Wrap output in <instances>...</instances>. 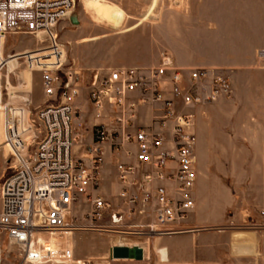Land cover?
Listing matches in <instances>:
<instances>
[{
    "label": "built area",
    "instance_id": "built-area-1",
    "mask_svg": "<svg viewBox=\"0 0 264 264\" xmlns=\"http://www.w3.org/2000/svg\"><path fill=\"white\" fill-rule=\"evenodd\" d=\"M73 4V0H0V54L8 35L34 38L38 48L11 58L21 61L30 74H41L43 95L51 101L35 113L41 138L30 154L34 133L26 119V105H1L0 83V142L10 146L9 173L0 186V232L21 250L17 264H99L70 257L67 245L79 228L73 218L79 196L90 203L88 227L104 229L93 223L107 214L111 228H136L129 222L133 215L148 223L129 234L148 241L199 232L187 227L195 207L196 182L194 115L188 110L232 96L228 78L217 69L178 68L168 55L156 66L102 68L107 72L102 78L96 71L87 78L84 71L65 68L71 42L58 37L57 27L69 19ZM258 55L263 58L264 53ZM4 64L0 63V70ZM3 78L8 92L12 89L8 74ZM82 91L95 118L108 120L93 126L87 146L82 143L83 125L75 124V102ZM153 104L159 106L160 115L153 120L158 129L136 127L137 108ZM18 111L22 112L21 128ZM77 146L85 147L79 159L74 156ZM106 146L113 155L122 152L133 157L132 163L116 164L120 186L116 206L131 209L113 208L99 192ZM135 248L140 260L113 259L106 264H151L149 245ZM156 264L170 263L159 260Z\"/></svg>",
    "mask_w": 264,
    "mask_h": 264
},
{
    "label": "rangeland",
    "instance_id": "rangeland-1",
    "mask_svg": "<svg viewBox=\"0 0 264 264\" xmlns=\"http://www.w3.org/2000/svg\"><path fill=\"white\" fill-rule=\"evenodd\" d=\"M189 1L191 5L188 0H73L71 14L77 15L78 24H71L69 17L57 27L58 37L67 41L72 39L73 44L66 55L65 68L84 71L87 78L98 72L102 78L107 73L102 68L109 66L99 67L100 63H96L99 60L113 63L125 58L131 64L149 67L157 65L163 55L170 56L179 67L193 66L186 62L193 57L186 49L188 39H202L203 45L211 49V45L218 44L221 35L235 31L237 23L235 16L224 14L207 15L198 21L196 18L200 16L194 15L190 9L196 0ZM90 3L94 8L99 5L100 9H107L112 19L93 17L89 11ZM260 41L264 42V38ZM38 47L32 37L9 35L5 52L19 53ZM8 68L15 69L14 60ZM24 71L25 65L18 61L15 73L23 75V83L11 75L12 89L8 88V92L3 88L6 71L1 72V105L20 106L28 99L26 119L34 133L28 152L32 154L41 138L35 113L51 101L47 102L43 95L41 74L34 72L31 80L29 72ZM234 91L232 100L188 110L194 115L191 133L196 169L213 172L207 181L199 185L195 183L198 187L193 190V197L201 201L190 211L187 227L199 232L167 235L148 241L145 237L129 234L133 229L142 230L141 226L148 223V220L133 215L129 222L138 226L136 228H111L107 214L93 223L104 225V229L88 227L90 203L79 196V202L73 208V218L79 228L72 232L67 245L71 250V260L99 264L109 263L115 258L140 260L141 254L135 246L146 247L148 244L151 264L159 260L168 261V254L171 264H264V189L260 184L253 186L248 180L246 183L248 176L237 175L251 165V170L256 165L264 167V159L251 156L257 135L264 133V78L237 79ZM150 106L158 107L156 104ZM0 110L3 109L0 107ZM18 117L21 128V111H18ZM1 131L0 126V141ZM14 135L16 139L15 131ZM164 136L168 138L167 133ZM259 136V147L264 151V134ZM0 145L1 186L9 173L10 157L7 153L10 146H4L3 142ZM102 163L105 176L99 192L112 203L113 208L131 209L119 204L116 206L119 188L114 186V159L106 153ZM215 178L222 184L219 185ZM20 254L19 247L0 232V264H17Z\"/></svg>",
    "mask_w": 264,
    "mask_h": 264
},
{
    "label": "crops",
    "instance_id": "crops-1",
    "mask_svg": "<svg viewBox=\"0 0 264 264\" xmlns=\"http://www.w3.org/2000/svg\"><path fill=\"white\" fill-rule=\"evenodd\" d=\"M188 4L191 5V2L189 0H188ZM191 8L193 9L192 13L194 15L200 16L196 18L198 19V21L201 20V18H203L204 16L211 15V14H224L227 16H235L237 28L233 32H229L228 34L225 33L226 35H221L220 41L219 42L217 41L218 44L215 43L211 45L210 46L211 49L210 48L207 49L208 46L203 45L202 39L201 41H197L196 39L189 37L190 39H188V43L186 44V49L189 55L192 53L193 57H191L186 62L189 64H192L193 66L189 65L187 67H181V66L179 67L176 65L175 61L172 59L176 67L184 68V69L185 68L217 69L223 75L225 76L228 75L226 77L227 78L229 77L231 79L230 80L228 78L231 84L233 96L235 94V91H234L235 80L237 79L254 80L258 77L264 78V56L263 58H259V55H258L259 52L264 53V42L260 41L261 38H264V33H262L264 32V0H196L193 2V5L192 7H190V9ZM253 32H254V35H252ZM232 34H234V36H231ZM16 35H21V34H16ZM8 37L9 35L6 37L4 41V45L2 48V54H0V63L5 62L4 66L0 70V74L5 69L6 71L5 75L8 74V78L12 75L16 79L21 80L23 79V75L20 76V74L17 75L15 73L18 67V63L17 61L15 62L14 58H11V57L17 54L28 52V51L7 54L5 52V48L8 44ZM68 41L72 43V39ZM211 43H213V41ZM72 45L73 44H71V47ZM8 57H10V59H8ZM1 58L3 59L2 61H1ZM12 60H14L15 69L9 70L8 64L11 63ZM117 61L118 62L110 63V62H104V60H99L96 63H100L99 67L109 66L111 68H114L120 65L131 66V67H143L138 64H131L125 58H120ZM256 64H258V66ZM26 71L28 70L26 69ZM5 75H3V77H5ZM30 78L32 80L33 73L30 74ZM131 97L135 99L136 94H133ZM223 101H226V100H220L216 104H222ZM24 105H26L24 110H26V116H27V112L29 111L28 99H26L25 102H22L20 104L21 107H23ZM75 107H76V110L78 111L77 112L78 115L75 116V124L83 125L84 130L81 133L82 143L84 144V146H87L92 142V139H93V136H92L93 126L97 123L107 122L108 120L107 119L97 120L95 118L94 112L91 106L87 102L86 91L81 92L79 98L75 102ZM159 115H160L159 106L158 107L140 106L137 108V111H136L134 125L139 128L157 130L158 128L156 127V125H154L153 120ZM261 134H264V133L261 132ZM259 135H257V138L255 139V142H254L255 145L253 146L255 150L252 152L251 156L252 157L256 156V159H264V151L262 150V148L259 147L260 145ZM75 153L76 155L74 156L76 159L82 158L85 154V147L80 148V146L79 147L77 146L74 149V154ZM106 153H109L112 159H114V164H115L114 186L120 189L118 179H117L116 164L118 162L132 163L133 157H127L122 152L117 155H113L110 151V148L106 146L103 149L102 162H103V158ZM251 167L253 168V166L251 165L246 170L245 169L241 170L240 172L237 173V175L238 176L245 175L246 177L248 176L249 178L246 179V183H248L249 181V183L253 186H257L260 184L263 186V189H264V178L259 176V175L264 176V167L256 165L254 169L252 170H251ZM103 174H104V168H103V163H102L101 170H100L101 185L104 179L103 176H105V174L104 175ZM210 176H213V172L205 171V170H202L199 172L196 169V182L195 183H198L199 185L200 183L207 181ZM215 180H217L219 185L222 184L220 179L215 178ZM195 186L198 187L197 185H194V188ZM194 201H195V207H196V204H198L201 200L195 196ZM168 263H170L169 254H168ZM183 264H192V263H183Z\"/></svg>",
    "mask_w": 264,
    "mask_h": 264
},
{
    "label": "bare ground",
    "instance_id": "bare-ground-1",
    "mask_svg": "<svg viewBox=\"0 0 264 264\" xmlns=\"http://www.w3.org/2000/svg\"><path fill=\"white\" fill-rule=\"evenodd\" d=\"M97 8H99V5H98V7ZM97 8H94L93 6H92V4L90 3L89 4V11L91 12V14L93 15V16H99V17H102L103 19H105V20H111L112 19V14L109 12V11H107V9H97ZM113 258H115V257H113ZM116 260H114L115 262H118V261H122L121 259L122 258H115ZM125 259H123V261H124ZM76 261H78V260H76Z\"/></svg>",
    "mask_w": 264,
    "mask_h": 264
},
{
    "label": "water",
    "instance_id": "water-1",
    "mask_svg": "<svg viewBox=\"0 0 264 264\" xmlns=\"http://www.w3.org/2000/svg\"><path fill=\"white\" fill-rule=\"evenodd\" d=\"M70 22L73 25H77L78 24V22H77V15L75 13H72L71 14V16H70Z\"/></svg>",
    "mask_w": 264,
    "mask_h": 264
}]
</instances>
